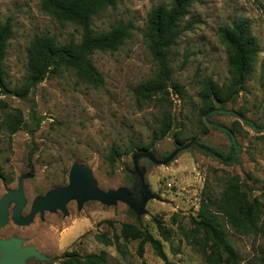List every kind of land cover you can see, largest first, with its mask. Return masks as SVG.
Masks as SVG:
<instances>
[{
  "label": "rangeland",
  "instance_id": "374dc122",
  "mask_svg": "<svg viewBox=\"0 0 264 264\" xmlns=\"http://www.w3.org/2000/svg\"><path fill=\"white\" fill-rule=\"evenodd\" d=\"M171 2L117 0L94 16L97 33L121 22L133 26L118 49L91 54L102 85L62 68L26 97L0 94V200L21 188L24 218L38 200L67 187L70 170L79 163L91 169L99 191L123 190L136 206L120 196L72 197L65 210L39 211L29 224L19 225L11 200L0 239H20L45 257H26V264H215L208 256L220 253L226 264H264V0L192 3L168 52L171 80L184 93L169 85L144 98L135 89L159 69L146 40L149 14ZM237 18L250 19L259 51L239 96L207 114L205 79L225 88L233 76L219 31ZM7 21L13 33L4 71L12 89L25 82L35 38L81 39L80 26L45 12L41 0H0V25ZM19 112L24 124L11 134L2 117ZM164 125L167 135L152 145ZM143 152L159 162L147 155L134 160ZM143 184L148 198L139 209ZM203 202L216 215L236 262L200 224Z\"/></svg>",
  "mask_w": 264,
  "mask_h": 264
},
{
  "label": "trees",
  "instance_id": "16d2710c",
  "mask_svg": "<svg viewBox=\"0 0 264 264\" xmlns=\"http://www.w3.org/2000/svg\"><path fill=\"white\" fill-rule=\"evenodd\" d=\"M117 0H41L42 9L61 22H71L82 28L81 39L60 43L55 37L44 35L35 38L31 43L25 82L18 88H10L4 71V60L7 53L8 41L13 28L10 21L0 25V94L11 92L19 97H26L34 91L50 74L58 73L62 68L77 70L93 85L104 83L103 75L92 62L90 56L97 50H116L129 37L133 28L131 23H119L111 30L97 33L92 28L95 15L106 6ZM198 0H172L170 6L159 4L151 10L148 18L146 40L153 60L158 64V72L153 80L145 82L135 89L138 96L150 98L169 85L178 94L184 93V87L172 82L168 52L175 45L182 34L181 23L192 3ZM251 21L248 18H237L231 24L220 29V36L229 50L228 66L232 71V78L228 85L221 87L211 77L205 79L203 101L207 106V114L225 108L227 102H233L244 89L246 81L253 70V62L259 51V42L252 33ZM2 100H0V105ZM2 123L11 134L16 133L24 124L23 115L6 113ZM168 125H164L160 132L154 134L155 143L168 133ZM134 147L139 148L138 145ZM148 149L143 147V150ZM117 153L116 149H113ZM202 219L200 224L210 229L230 259L236 262L237 254L219 228L220 224L215 214L211 213L208 205L203 202ZM209 261L215 264H226L222 255L212 254ZM92 263V262H91ZM66 264H72L67 262ZM73 264H81L76 262Z\"/></svg>",
  "mask_w": 264,
  "mask_h": 264
},
{
  "label": "water",
  "instance_id": "95a60500",
  "mask_svg": "<svg viewBox=\"0 0 264 264\" xmlns=\"http://www.w3.org/2000/svg\"><path fill=\"white\" fill-rule=\"evenodd\" d=\"M140 155L150 156L154 161L159 162L150 152L137 153L134 156V160ZM136 170L143 180L142 173L137 165ZM97 185V181L94 178L91 169L86 165L75 163L69 173V185L65 188L56 190L42 200H38L32 206L29 214L24 218L21 217V211L26 204V199L22 189L19 188L18 190H9L0 200V229L3 228L8 221V204L11 200H14L16 203L12 219L19 225L29 224L33 220L35 214L39 211L55 209L65 210L66 203L72 197H77L81 201L86 199L104 201L113 196H120L131 206H135L125 191L111 190L108 192H101L97 189ZM143 186L145 190V198L143 203L137 207L139 209L144 206L148 198V192L146 191L145 184H143ZM0 252L2 253L0 264H26L25 259L29 256H35L39 259L45 258L34 247L23 246L22 241L17 238L9 240L0 239Z\"/></svg>",
  "mask_w": 264,
  "mask_h": 264
}]
</instances>
